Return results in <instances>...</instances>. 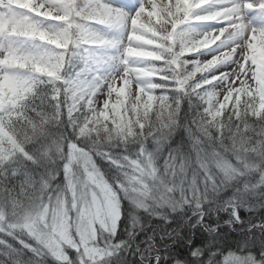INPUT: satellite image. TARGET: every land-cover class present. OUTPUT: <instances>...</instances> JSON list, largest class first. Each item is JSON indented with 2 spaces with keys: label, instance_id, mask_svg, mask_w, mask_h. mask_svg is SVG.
Here are the masks:
<instances>
[{
  "label": "snow or ice",
  "instance_id": "6c2138e0",
  "mask_svg": "<svg viewBox=\"0 0 264 264\" xmlns=\"http://www.w3.org/2000/svg\"><path fill=\"white\" fill-rule=\"evenodd\" d=\"M225 257L264 264V0H0V264Z\"/></svg>",
  "mask_w": 264,
  "mask_h": 264
},
{
  "label": "trees",
  "instance_id": "16d2710c",
  "mask_svg": "<svg viewBox=\"0 0 264 264\" xmlns=\"http://www.w3.org/2000/svg\"><path fill=\"white\" fill-rule=\"evenodd\" d=\"M240 215H241V216L246 215V213H245V211H244L243 209H241Z\"/></svg>",
  "mask_w": 264,
  "mask_h": 264
},
{
  "label": "rangeland",
  "instance_id": "374dc122",
  "mask_svg": "<svg viewBox=\"0 0 264 264\" xmlns=\"http://www.w3.org/2000/svg\"><path fill=\"white\" fill-rule=\"evenodd\" d=\"M229 257H225V264H228Z\"/></svg>",
  "mask_w": 264,
  "mask_h": 264
}]
</instances>
